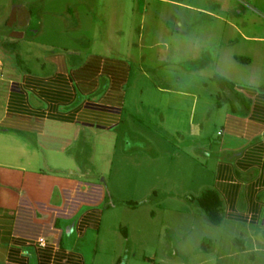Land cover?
Wrapping results in <instances>:
<instances>
[{
  "label": "crops",
  "instance_id": "crops-1",
  "mask_svg": "<svg viewBox=\"0 0 264 264\" xmlns=\"http://www.w3.org/2000/svg\"><path fill=\"white\" fill-rule=\"evenodd\" d=\"M31 17L26 5H15L8 27L19 21L26 28ZM257 20L264 24V16ZM38 25L45 27L42 22ZM260 30L245 35V40L264 46V26ZM133 39L117 33L103 41L104 52H94L62 46L59 36L50 32L41 37L37 31L31 38L11 34L8 43L18 48L10 53H16L21 64L11 65L0 56V264H103L100 244L84 242L90 232H98L102 208L114 206L104 180L90 178L93 148H105L106 155L115 153L120 140L114 131L122 127L128 137H135L134 125L131 130L127 119L160 138L172 130L179 135L183 121L192 120L184 108L188 92L182 84L189 68L181 59L172 65L167 50L157 52L164 69L156 75L160 80L153 82L152 95L147 99L134 95L136 84L151 79L140 49L154 45ZM247 55L252 57L245 66L250 69L264 53L250 50ZM173 66L180 72L175 78ZM229 82L249 102L246 114L239 108L237 114L230 113L219 91L214 97V138L205 136L204 115L192 129L212 177L210 189L221 202L222 220L216 227L226 241L213 245L228 251L217 252L212 263L264 264V84ZM174 90V100L165 98ZM126 104L132 106L127 119ZM154 144L150 147L156 154ZM101 164L106 173L112 163L105 157ZM83 247L93 250L90 259ZM155 260L156 255L137 259L134 254L131 264ZM118 263L129 260L119 258Z\"/></svg>",
  "mask_w": 264,
  "mask_h": 264
},
{
  "label": "rangeland",
  "instance_id": "rangeland-1",
  "mask_svg": "<svg viewBox=\"0 0 264 264\" xmlns=\"http://www.w3.org/2000/svg\"><path fill=\"white\" fill-rule=\"evenodd\" d=\"M15 5H26L31 13L26 28L19 21L8 27ZM68 8H71L69 13ZM50 11L52 15L44 14ZM263 16L262 0H0V44L3 45L0 56H6L11 65L16 61L17 65L21 64L20 57L10 53L18 48L17 44L8 43L11 34L20 32L31 38L39 31L41 37L49 32L58 35L57 43L62 46L94 52H104L103 41L117 33H124L135 42L141 39L144 46L154 45L151 49H140L147 67L146 76L151 78L141 80L133 90L141 99L152 95L153 82L160 80L156 75L164 69L157 52L167 50L172 65L181 59L189 68L182 84L188 92V106L184 108L192 120L183 121L179 135L172 130L163 138L153 137L148 129L127 119L132 106L126 104L127 126L132 130L134 125L135 137H128L122 127L114 131L120 140L115 153L106 155L102 152L105 148H93L90 178L104 180L114 206L102 208L98 232H90L84 242L100 244L99 258L103 264H120L119 258H127L131 264L134 254L137 259L156 255L154 264H184L202 259L213 264L217 252L228 251L219 244L213 245V241L224 242L226 237L221 229L209 223L198 203L202 193L211 188L212 177L195 143L200 138L193 137L192 129L204 115L205 136L214 138L217 130L213 125L214 97L219 92L214 76L240 84H264V75L260 76L264 56H258L250 69L245 67L252 59L248 52L263 54L264 46L244 38L260 33L264 24L257 19ZM39 22L45 25L44 29ZM48 26L51 28L47 29ZM172 71L173 78L180 74L176 66ZM167 97L174 100L175 90ZM153 143L156 154L151 152ZM105 157L112 164L102 173L101 162ZM82 251L87 259L92 257L93 250L83 247Z\"/></svg>",
  "mask_w": 264,
  "mask_h": 264
},
{
  "label": "trees",
  "instance_id": "trees-1",
  "mask_svg": "<svg viewBox=\"0 0 264 264\" xmlns=\"http://www.w3.org/2000/svg\"><path fill=\"white\" fill-rule=\"evenodd\" d=\"M213 80L218 86L221 97L228 104L230 113L237 114V108H239L245 115L249 109V102L235 90L234 84L218 75L214 76ZM198 203L209 223L213 226H219L222 217L221 202L217 193L211 189L206 190L199 198Z\"/></svg>",
  "mask_w": 264,
  "mask_h": 264
},
{
  "label": "built area",
  "instance_id": "built-area-1",
  "mask_svg": "<svg viewBox=\"0 0 264 264\" xmlns=\"http://www.w3.org/2000/svg\"><path fill=\"white\" fill-rule=\"evenodd\" d=\"M38 243H39L40 245H42V244L44 243V239H43V238L38 239Z\"/></svg>",
  "mask_w": 264,
  "mask_h": 264
}]
</instances>
